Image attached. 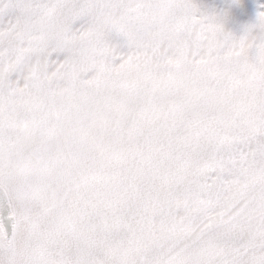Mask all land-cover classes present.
<instances>
[{"label":"snow or ice","instance_id":"1","mask_svg":"<svg viewBox=\"0 0 264 264\" xmlns=\"http://www.w3.org/2000/svg\"><path fill=\"white\" fill-rule=\"evenodd\" d=\"M0 0V264H264V3Z\"/></svg>","mask_w":264,"mask_h":264},{"label":"rangeland","instance_id":"2","mask_svg":"<svg viewBox=\"0 0 264 264\" xmlns=\"http://www.w3.org/2000/svg\"><path fill=\"white\" fill-rule=\"evenodd\" d=\"M201 3L210 7H219L223 6L224 0H201ZM243 3L248 9V14L239 18L238 21L226 24V30L232 31L236 35L241 34L242 25L254 21L256 13L260 10L259 4L264 3V0H243Z\"/></svg>","mask_w":264,"mask_h":264}]
</instances>
